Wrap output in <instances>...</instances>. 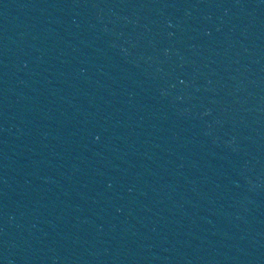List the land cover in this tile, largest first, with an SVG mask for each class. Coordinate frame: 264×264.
I'll list each match as a JSON object with an SVG mask.
<instances>
[{"label":"water","instance_id":"1","mask_svg":"<svg viewBox=\"0 0 264 264\" xmlns=\"http://www.w3.org/2000/svg\"><path fill=\"white\" fill-rule=\"evenodd\" d=\"M0 264H264V0H0Z\"/></svg>","mask_w":264,"mask_h":264}]
</instances>
